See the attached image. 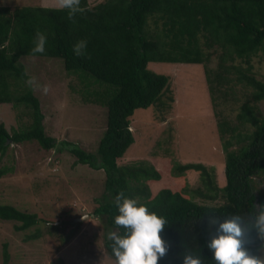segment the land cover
I'll use <instances>...</instances> for the list:
<instances>
[{
  "label": "trees",
  "instance_id": "trees-1",
  "mask_svg": "<svg viewBox=\"0 0 264 264\" xmlns=\"http://www.w3.org/2000/svg\"><path fill=\"white\" fill-rule=\"evenodd\" d=\"M81 7L85 11L73 22L67 10L55 7L0 4V104L23 105L31 119L12 133L0 123V155L11 144L26 141L36 140L45 149L57 146L55 137L45 131L40 99L27 84L30 75L23 58H61L66 71L88 86L93 82L102 87L87 90L84 96L107 107V127L96 153L63 141L79 163L105 172V190L94 215L108 232L123 235L125 230L114 223L119 214L114 198L123 191L167 221L161 236L170 248L158 264H183L185 251L200 256L204 264H216L207 248L210 216L248 218L255 205H264V192H258L256 184V178H264V116L258 106L264 100V81L252 73L253 57L259 53L264 57V0H104L95 5L81 0ZM38 32L46 36L44 53L32 52ZM80 40L87 46L84 55L77 56L73 47ZM214 58L216 67L210 65ZM150 62L203 64L215 105L228 95L238 98L239 90L243 94L238 122L218 120L226 156L224 186L217 181L216 169L201 162L177 163L172 170L174 175L199 173L206 190L201 187L196 193L222 203L199 202L187 190L170 187L154 193L149 182L163 175L153 164L119 162L135 141L131 130L135 111L166 103L171 107L164 100L167 94L174 101L170 77L149 68ZM8 171L12 169L2 168L0 175ZM0 219L16 221L17 231L39 222L36 213L2 203ZM105 237L107 253L114 257L107 232ZM253 239L249 248L258 255L264 242L255 233ZM9 259L5 249L4 264Z\"/></svg>",
  "mask_w": 264,
  "mask_h": 264
},
{
  "label": "rangeland",
  "instance_id": "rangeland-1",
  "mask_svg": "<svg viewBox=\"0 0 264 264\" xmlns=\"http://www.w3.org/2000/svg\"><path fill=\"white\" fill-rule=\"evenodd\" d=\"M102 1L89 0L92 5ZM1 3L55 7L54 0ZM23 63L39 85L49 86L46 95L42 89L34 93L40 99L45 131L55 137L57 146L45 149L36 140L26 141L11 144L7 153L0 155V169H12L0 175V203L39 217L26 231H17L16 221L0 219V264H4L5 249L9 264H114L115 258L105 247L107 227L94 215L105 190V172L79 163L63 145L70 141L97 152L107 127V107L90 102L84 92L102 87L93 82L88 86L66 71L61 58L25 57ZM217 63L214 58L210 65L216 67ZM252 65V73L264 81L261 53L253 57ZM149 68L170 77L174 101L170 102L167 94L164 100L171 107L166 103L135 111L131 122L135 141L119 162L153 164L163 175L161 180L149 182L154 193L170 187L187 190L199 202L222 203V199L209 200L196 193L203 187L199 173L174 175L172 170L177 163L201 162L216 169L217 181L224 186L226 156L218 120L225 117L238 122L243 94L239 90L238 98L228 95L213 104L203 64L150 62ZM258 106L264 116V100ZM26 111L23 105L0 104V123L11 133L23 128L31 120ZM256 184L257 191L264 192V178H256ZM37 232L38 236L32 237ZM258 255L264 256V247Z\"/></svg>",
  "mask_w": 264,
  "mask_h": 264
},
{
  "label": "clouds",
  "instance_id": "clouds-1",
  "mask_svg": "<svg viewBox=\"0 0 264 264\" xmlns=\"http://www.w3.org/2000/svg\"><path fill=\"white\" fill-rule=\"evenodd\" d=\"M54 6L56 10H67L68 19L73 22L78 13L85 11L81 0H54ZM46 42V36L38 32L32 52L44 53ZM86 46L87 41L80 40L74 45L73 52L82 56ZM27 84L33 90L42 89L45 95L49 92V86L39 85L35 77H30ZM114 204L119 213L114 217V223L125 230L123 235L111 230L107 233V239L112 242L114 264H158L170 248L169 242L161 236L166 219L150 212L137 199L126 197L123 191L115 196ZM255 209L248 218L231 215L221 220L210 216L207 248L216 264H264V256L254 254L249 248L254 243L253 233L255 238L264 242V205H255ZM182 260L183 264H204L200 256L190 251L182 254Z\"/></svg>",
  "mask_w": 264,
  "mask_h": 264
}]
</instances>
